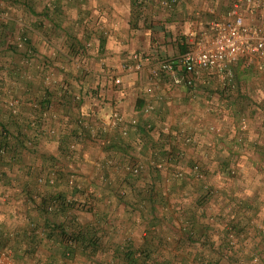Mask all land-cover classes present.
I'll use <instances>...</instances> for the list:
<instances>
[{"label":"crops","instance_id":"obj_1","mask_svg":"<svg viewBox=\"0 0 264 264\" xmlns=\"http://www.w3.org/2000/svg\"><path fill=\"white\" fill-rule=\"evenodd\" d=\"M162 1L0 0L10 17L0 27V122L10 117L4 97L13 96L23 127L37 117L39 129L84 133L69 149L68 138L44 132L36 153L5 168L0 223L21 234L5 243L17 264H124L111 254L130 251L161 253L163 264H264V58L236 62L226 88L209 74L192 86L152 75L197 23L229 7ZM133 53L148 60L122 69ZM45 94L51 106L40 113ZM111 110L127 135L100 130ZM24 166L44 180L62 167L81 188L71 190L65 176L45 181L36 191L57 204L32 210ZM60 229L77 242L67 246Z\"/></svg>","mask_w":264,"mask_h":264},{"label":"built area","instance_id":"obj_2","mask_svg":"<svg viewBox=\"0 0 264 264\" xmlns=\"http://www.w3.org/2000/svg\"><path fill=\"white\" fill-rule=\"evenodd\" d=\"M179 0H163L162 5L173 7ZM0 18L9 19L7 12ZM198 26V27H197ZM196 29L185 36L186 50L177 55L164 57L151 70L152 75L166 74L172 84L192 86L204 74L215 76L223 88L232 87V66L239 60L251 63L254 58H264V0H229V7L221 17H212L197 23ZM148 57L133 53L131 62L121 63L124 70H140ZM263 67V65L261 66ZM119 83V78L114 79ZM15 99L9 105H16ZM117 110H111L101 119L100 130L120 128L122 135L128 129ZM96 131L91 130V134ZM130 174L137 175L138 168H128ZM54 174L49 178L52 183ZM51 210V208H49ZM0 264H17L6 252L0 250Z\"/></svg>","mask_w":264,"mask_h":264},{"label":"trees","instance_id":"obj_3","mask_svg":"<svg viewBox=\"0 0 264 264\" xmlns=\"http://www.w3.org/2000/svg\"><path fill=\"white\" fill-rule=\"evenodd\" d=\"M9 22H10V17L9 19L6 20L5 19L2 20L0 18V27L5 26ZM17 40H19L20 42H26L27 36L25 34H20ZM186 48L187 46L185 45V47L182 49L181 52L186 50ZM23 63L27 64L28 61L22 60L21 64ZM12 98L15 99L13 96H10L9 98L4 97V100L6 99L7 100L4 102L3 106H5L4 109L7 111V114L10 117L6 119L5 123L0 122V188H3L7 183L11 182L5 169L7 165L9 166L12 163L14 164L19 163L22 165L23 154L26 151L36 153L38 149V140L43 137L44 132L46 133V135H50L51 137H53V135L58 133L60 134V136H64L68 138L67 146L69 149L73 148L74 142L72 143V141L76 138V136L81 135L82 137V135H84V133L80 129V126L79 129L74 130L73 128H70L68 125H66L67 129L72 130V132L70 133L65 131H63V133L62 132L60 133L52 127L39 129L40 126H38L37 117L29 118L28 120H26L25 122L26 125L23 127L19 123H16L18 119L15 118V116H18L20 113V108H19L20 104L18 102L16 105L10 106L9 102L10 100H12ZM42 100H43V104L41 103L40 113H42V111H47L51 106L50 96L47 97V95L45 94ZM3 118H5V116ZM88 133H91V130H89ZM96 133L91 135L96 137L97 136ZM52 164H54V162H52ZM23 168H24L23 169L24 176L28 177L27 181L31 186V189L29 191L30 196H28L29 202L34 205V207H32L31 209L32 210L36 209L39 212L43 211V212L51 213L54 209L53 206L57 203L50 202L49 199L44 196V194H42L40 191L39 192L36 191L37 186L41 187L43 183L46 182L49 184V179L44 180L40 176V173L38 172L35 173L32 171V169L26 170L27 167L25 166ZM63 171H65V169L62 167H58V166L56 168L53 167V173H52L54 174L53 182L65 176L67 186H69L71 190H78L79 188H81L80 186L79 187L76 186L77 181L73 179L72 175L66 176L67 175L66 172L65 174H63ZM12 182H15L14 179L12 180ZM3 196H5V194ZM77 205L81 208L80 203H77ZM49 208H51V210H49ZM1 226L2 225L0 223V250L8 253L15 261H17L14 256L15 253H13L10 249L6 248L5 243L7 242L8 244L9 242H11V244L12 243L15 244L16 242H18L17 239L20 237L21 234L16 229L3 231V227ZM27 228L30 235L38 234L37 233L38 228L35 222H30ZM60 231H62L61 233L64 235V241L65 243H67V246L73 245L75 242H77V235H70L63 229H60ZM63 251H64L63 258L68 259L67 251L65 249ZM91 255L95 256L94 253H91ZM111 256L112 258L119 259L118 261L122 260L124 264H150L151 263L150 261L154 260L149 253H145V252H139V253H133L131 251L124 253L121 252L119 256L115 254H111Z\"/></svg>","mask_w":264,"mask_h":264},{"label":"rangeland","instance_id":"obj_4","mask_svg":"<svg viewBox=\"0 0 264 264\" xmlns=\"http://www.w3.org/2000/svg\"><path fill=\"white\" fill-rule=\"evenodd\" d=\"M183 38H184V36H183ZM150 255L154 259L153 261H150L152 264H163L164 260H167V258L163 257L162 256L163 254H161V253H151ZM155 258H157V261Z\"/></svg>","mask_w":264,"mask_h":264}]
</instances>
